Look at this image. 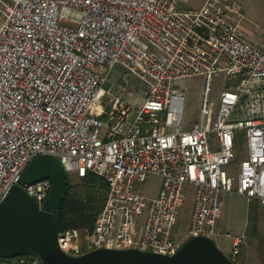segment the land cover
Masks as SVG:
<instances>
[{
	"label": "built area",
	"instance_id": "obj_1",
	"mask_svg": "<svg viewBox=\"0 0 264 264\" xmlns=\"http://www.w3.org/2000/svg\"><path fill=\"white\" fill-rule=\"evenodd\" d=\"M185 2L0 0V203L39 154L109 186L92 228L59 230L70 255L132 247L172 255L191 237L218 234L222 192L264 203V44L248 38L240 1ZM116 68L146 84L141 104L106 90ZM193 75L204 80L202 120L186 128L178 82ZM215 76L224 78L217 107ZM152 175L161 184L150 197L136 183ZM188 184L195 197L183 232ZM52 186L22 184L40 207ZM247 240L234 238L233 260Z\"/></svg>",
	"mask_w": 264,
	"mask_h": 264
},
{
	"label": "water",
	"instance_id": "obj_2",
	"mask_svg": "<svg viewBox=\"0 0 264 264\" xmlns=\"http://www.w3.org/2000/svg\"><path fill=\"white\" fill-rule=\"evenodd\" d=\"M43 178L53 181L49 196L40 207L22 187ZM67 172L59 157L37 155L25 168L0 203V256L37 254L43 264H238L210 236L186 240L172 255L139 248H100L74 256L58 240V210L67 190Z\"/></svg>",
	"mask_w": 264,
	"mask_h": 264
},
{
	"label": "rangeland",
	"instance_id": "obj_3",
	"mask_svg": "<svg viewBox=\"0 0 264 264\" xmlns=\"http://www.w3.org/2000/svg\"><path fill=\"white\" fill-rule=\"evenodd\" d=\"M204 0H186L184 7H198L203 3ZM243 4L245 18L242 20V27L246 28L249 34L255 39H264V8L263 4L259 0H238ZM254 39V40H255ZM222 76H215L211 83V100L216 104L217 107L218 100L220 97V92L223 87ZM181 88H186V100H185V126L190 128L194 121L202 120L201 113V100L204 90V80L202 75H193L187 79L178 82ZM106 90H111L112 94L122 95L123 97L132 100L137 104H141L143 100L142 92L146 88V84L127 73L121 68H116L110 76V79L105 84ZM111 94L107 93L105 96V103L107 108L111 105ZM245 144L244 140H241L240 145ZM246 152L240 147L238 150L237 160L241 161L245 158ZM71 177L72 182H77L79 180L78 175L75 173H68ZM161 184V177L159 175H152L148 177L143 182H137L136 185L140 187L148 196H156L159 192ZM186 201L180 210V217L178 220L177 228L185 232L189 222L192 212L193 201L195 197V187L191 184L186 185ZM249 197L245 194H240L238 192H229V194L221 195L222 200V218L225 219L229 217L230 214L234 212L241 216L242 207L248 206ZM247 214V213H246ZM243 217V216H241ZM264 224V218H261ZM251 228L249 232L248 241L242 244L241 256L249 251L250 257L252 258H263L264 257V233L258 236V228L256 226V216L253 213L251 217ZM214 240L218 246L228 255L232 254L230 246H227L225 242L217 235L214 236ZM240 254L236 255V262L238 264H243ZM262 264L264 260L262 259Z\"/></svg>",
	"mask_w": 264,
	"mask_h": 264
},
{
	"label": "trees",
	"instance_id": "obj_4",
	"mask_svg": "<svg viewBox=\"0 0 264 264\" xmlns=\"http://www.w3.org/2000/svg\"><path fill=\"white\" fill-rule=\"evenodd\" d=\"M77 182H72L67 174V190L58 210L59 230L69 227L92 228L96 218L105 205L109 186L100 175L90 172L85 176H78ZM255 204L251 205L254 209ZM27 264H35V253L25 254ZM40 264H43L41 262Z\"/></svg>",
	"mask_w": 264,
	"mask_h": 264
},
{
	"label": "crops",
	"instance_id": "obj_5",
	"mask_svg": "<svg viewBox=\"0 0 264 264\" xmlns=\"http://www.w3.org/2000/svg\"><path fill=\"white\" fill-rule=\"evenodd\" d=\"M205 0L203 1V3ZM263 4L264 8V0H259ZM202 3V4H203ZM201 4V5H202ZM200 5V6H201ZM199 7V6H198ZM193 8V7H191ZM244 9V7H243ZM244 29L247 32L248 38L256 45H263L264 39H255L253 36V39H251V35L249 34L248 30L244 27ZM255 39V40H254ZM158 194V193H157ZM227 195L229 192H222L221 195ZM255 204L256 207L254 209L251 208V205ZM242 214L239 217L235 212L233 214H230L229 217L223 219L222 216V209L219 212L218 215V222H217V228H218V236L225 242L227 246H230L232 250V245L234 238L240 234L246 233L249 238V232L251 228V217L253 216V213H255L256 216V226H257V232L259 233L258 236L264 233V224L262 221V217L264 218V203L261 202L258 199L249 198L248 199V206H243L241 210ZM247 213V214H246ZM253 227V226H252ZM216 235V236H217ZM248 241V240H247ZM242 248L238 254L241 256ZM237 254V255H238ZM232 255V254H231ZM229 255V256H231ZM243 264H262L263 258H252L250 257L249 251H246L244 255L241 256ZM236 260V257H235Z\"/></svg>",
	"mask_w": 264,
	"mask_h": 264
}]
</instances>
